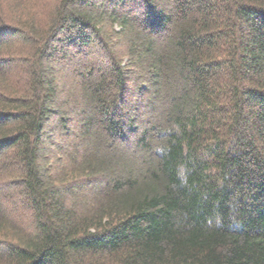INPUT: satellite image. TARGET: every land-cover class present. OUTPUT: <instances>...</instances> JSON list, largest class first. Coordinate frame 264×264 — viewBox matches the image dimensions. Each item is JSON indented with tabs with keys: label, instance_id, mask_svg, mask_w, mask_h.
Here are the masks:
<instances>
[{
	"label": "trees",
	"instance_id": "16d2710c",
	"mask_svg": "<svg viewBox=\"0 0 264 264\" xmlns=\"http://www.w3.org/2000/svg\"><path fill=\"white\" fill-rule=\"evenodd\" d=\"M0 201V264H264V0H0Z\"/></svg>",
	"mask_w": 264,
	"mask_h": 264
},
{
	"label": "rangeland",
	"instance_id": "374dc122",
	"mask_svg": "<svg viewBox=\"0 0 264 264\" xmlns=\"http://www.w3.org/2000/svg\"><path fill=\"white\" fill-rule=\"evenodd\" d=\"M11 68V70L13 69V67L11 66L10 67ZM16 70V69H15ZM13 204H14V202H13ZM15 205V204H14ZM15 206H17V205H15ZM0 207H2V209L3 210H5V212H8V213H10V207H9V205L7 204V203H5V204H3L1 201H0ZM17 217V218H16ZM13 220L14 221H17V220H23L22 219V217H21V215H20V213H16V216H15V218H13Z\"/></svg>",
	"mask_w": 264,
	"mask_h": 264
}]
</instances>
